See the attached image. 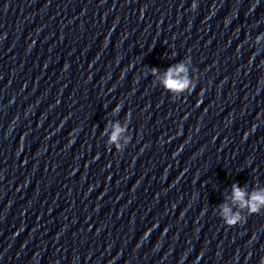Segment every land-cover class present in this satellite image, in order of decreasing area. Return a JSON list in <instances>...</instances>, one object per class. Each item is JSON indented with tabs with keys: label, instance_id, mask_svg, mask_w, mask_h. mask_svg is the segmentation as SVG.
<instances>
[{
	"label": "clouds",
	"instance_id": "obj_1",
	"mask_svg": "<svg viewBox=\"0 0 264 264\" xmlns=\"http://www.w3.org/2000/svg\"><path fill=\"white\" fill-rule=\"evenodd\" d=\"M191 10H196L195 4L191 5ZM257 39L259 40L261 37L258 36ZM191 63V57L186 56L185 60L170 66L163 76H160L159 70L155 68L152 69V74L159 78L164 89L171 93L172 97L179 98L185 92L191 93L195 86V80L189 77L188 65ZM120 107L118 104L117 109ZM124 131L125 129L118 122L113 125L110 142L115 144L117 149L121 148L119 139ZM226 199H229L231 205L238 209L237 211H233V207L228 203L220 205V217L227 226H236L243 223L247 216L264 212V190L253 191L249 194L239 185L233 184L231 197ZM244 210L247 211V215L243 214Z\"/></svg>",
	"mask_w": 264,
	"mask_h": 264
}]
</instances>
